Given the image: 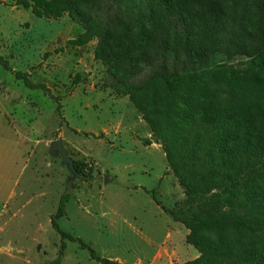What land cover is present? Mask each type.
Returning <instances> with one entry per match:
<instances>
[{"label": "rangeland", "instance_id": "obj_1", "mask_svg": "<svg viewBox=\"0 0 264 264\" xmlns=\"http://www.w3.org/2000/svg\"><path fill=\"white\" fill-rule=\"evenodd\" d=\"M237 1L230 0L227 9L236 11ZM76 2L88 18L98 5ZM143 9L142 0H121L105 39L111 71L122 78L160 54V39L138 16ZM82 31L69 14L37 17L20 0H0V56L13 70L46 84L60 98L62 114L54 98L27 87L0 64V264H50L58 257L61 236L51 216L63 197L60 227L100 257L123 264H189L200 256L197 244L220 247L229 241L244 244L246 253L263 252L264 226L239 202L264 210V179L243 196L221 182L191 192L195 187L180 182L154 128L216 112L204 89L213 75L231 79L244 108L264 109V55H219L203 78L174 75L119 95L104 85L108 67L96 55L100 33L85 46L66 45ZM57 139L75 164L93 167L90 176L79 171L81 177H73L62 157L51 153ZM154 191L163 206L189 210L204 225L192 232L175 221L153 199ZM61 264L102 263L80 243L67 241Z\"/></svg>", "mask_w": 264, "mask_h": 264}, {"label": "trees", "instance_id": "obj_2", "mask_svg": "<svg viewBox=\"0 0 264 264\" xmlns=\"http://www.w3.org/2000/svg\"><path fill=\"white\" fill-rule=\"evenodd\" d=\"M142 1L144 9L138 16L160 39V54L147 57L140 69L122 78L111 71L105 40L116 23L121 0H97L98 5L94 6L91 18L78 10L76 0H20L37 17L59 19L69 14L82 26L83 31L67 41L68 47L85 46L100 33L96 55L108 67L104 85L119 95L174 75L191 73L193 79L203 78V71L216 64L219 55H264V0L257 3L238 0L234 4L236 11L227 9L230 0ZM92 22L98 24L99 30L92 28ZM0 64L27 87L41 89L54 98L61 114L60 98L52 95L46 84L35 83L26 73L13 70L2 56ZM232 88L229 77L213 75L204 89L207 102L217 109L216 112L195 113L154 128V135L164 144L169 165L180 182L195 187L192 190L188 188L191 192L198 191L197 185L210 186L221 182L224 186L236 188L243 196L264 179V109L254 105L244 108ZM144 112L152 123L157 124L150 111ZM62 119L65 121L63 116ZM75 165L80 172L88 171L89 176L93 172L88 163ZM152 197L175 221L183 223L192 232L204 225L205 220L189 216V210L163 206L155 191ZM64 203L65 197L51 216L52 227L61 236V249L50 264H61L67 241L80 243L90 251L92 259L102 264H123L100 257L90 244L60 227L58 221L65 214ZM249 203L240 201L239 207L248 209L255 223L264 226V210ZM239 224L252 229L246 221ZM197 249L200 256L189 264H264V251L257 255L246 253V246L236 241L226 242L220 247L197 244Z\"/></svg>", "mask_w": 264, "mask_h": 264}, {"label": "water", "instance_id": "obj_3", "mask_svg": "<svg viewBox=\"0 0 264 264\" xmlns=\"http://www.w3.org/2000/svg\"><path fill=\"white\" fill-rule=\"evenodd\" d=\"M52 154H59L62 157L63 162L68 166L72 172L73 177H81L80 172L76 168L75 161L68 155V151L64 146L62 139H57L51 148Z\"/></svg>", "mask_w": 264, "mask_h": 264}]
</instances>
